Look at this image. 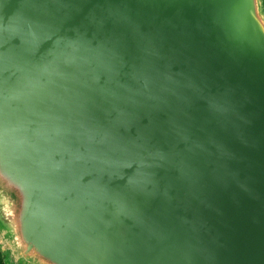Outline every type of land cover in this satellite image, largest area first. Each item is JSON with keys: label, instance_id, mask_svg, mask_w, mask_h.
I'll return each mask as SVG.
<instances>
[{"label": "water", "instance_id": "obj_1", "mask_svg": "<svg viewBox=\"0 0 264 264\" xmlns=\"http://www.w3.org/2000/svg\"><path fill=\"white\" fill-rule=\"evenodd\" d=\"M0 230L21 264H264V0H0Z\"/></svg>", "mask_w": 264, "mask_h": 264}, {"label": "rangeland", "instance_id": "obj_2", "mask_svg": "<svg viewBox=\"0 0 264 264\" xmlns=\"http://www.w3.org/2000/svg\"><path fill=\"white\" fill-rule=\"evenodd\" d=\"M0 248L4 255L6 264H21L14 256L12 249L10 248L9 241L4 237L0 230Z\"/></svg>", "mask_w": 264, "mask_h": 264}, {"label": "trees", "instance_id": "obj_3", "mask_svg": "<svg viewBox=\"0 0 264 264\" xmlns=\"http://www.w3.org/2000/svg\"><path fill=\"white\" fill-rule=\"evenodd\" d=\"M0 264H6L1 248H0Z\"/></svg>", "mask_w": 264, "mask_h": 264}]
</instances>
